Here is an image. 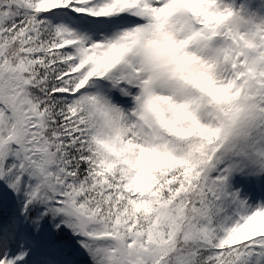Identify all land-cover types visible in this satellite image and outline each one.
Wrapping results in <instances>:
<instances>
[{
  "label": "snow or ice",
  "instance_id": "obj_1",
  "mask_svg": "<svg viewBox=\"0 0 264 264\" xmlns=\"http://www.w3.org/2000/svg\"><path fill=\"white\" fill-rule=\"evenodd\" d=\"M0 264H264V0H0Z\"/></svg>",
  "mask_w": 264,
  "mask_h": 264
}]
</instances>
